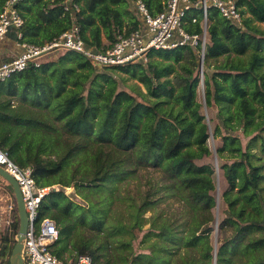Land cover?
Here are the masks:
<instances>
[{
	"label": "trees",
	"instance_id": "16d2710c",
	"mask_svg": "<svg viewBox=\"0 0 264 264\" xmlns=\"http://www.w3.org/2000/svg\"><path fill=\"white\" fill-rule=\"evenodd\" d=\"M143 1L153 15L166 4ZM133 3L23 0L19 41L42 46L79 26L88 48L107 51L120 35L144 26ZM237 4L240 21L209 10L203 82L205 105L215 108L213 127L197 98L201 41L153 48L147 59L110 65L57 49L40 65L0 81V147L21 167H31L39 186L59 185L40 210V218L51 217L59 229L56 256L88 254L93 264H264V0ZM199 14L196 5L186 12L189 34L202 33ZM211 130L222 140L218 161L228 183L217 249L211 237L216 169L198 162L212 153ZM132 178L143 179L145 187L129 195L128 218L112 216V202L122 197L119 183ZM12 196L17 203L13 189ZM168 197L183 202L187 220L180 222L173 210L145 216ZM19 227L16 208L0 264H10Z\"/></svg>",
	"mask_w": 264,
	"mask_h": 264
},
{
	"label": "built area",
	"instance_id": "2783aa9c",
	"mask_svg": "<svg viewBox=\"0 0 264 264\" xmlns=\"http://www.w3.org/2000/svg\"><path fill=\"white\" fill-rule=\"evenodd\" d=\"M22 1L5 0L3 8L0 9V43L10 31H15L18 41L22 37L21 27L24 19L18 7ZM135 3L144 19L148 35H145L142 29H137L127 35H120L114 46L107 51H95L88 48L80 35L79 26L68 29L58 38L42 46L19 41L23 51L10 59L1 61L0 81L27 68L32 63L40 65L47 54L57 49L76 50L89 57L93 63L110 65L137 61L141 58L147 59V52L153 48H172L188 42L197 45L201 41V56H203L208 42L209 10L212 7L217 8L228 19L238 21L242 19L241 7L237 4V0H197L196 3L191 0H166L164 10L156 15L149 11L143 0H135ZM193 5L201 10V34H189L183 28L184 16ZM193 21L196 22L197 17H193ZM0 165L18 181L28 215V229L23 240L24 263L93 264V258L88 254L63 260L52 252V245L60 236L59 229L51 217L40 218V210L44 197L52 188L59 190V186H39L33 176L32 168L18 165L11 159L8 151L1 147ZM70 193H68L69 197L75 199ZM7 195L6 207L0 206V246L5 232L14 222L17 208L13 196H9V193Z\"/></svg>",
	"mask_w": 264,
	"mask_h": 264
},
{
	"label": "rangeland",
	"instance_id": "374dc122",
	"mask_svg": "<svg viewBox=\"0 0 264 264\" xmlns=\"http://www.w3.org/2000/svg\"><path fill=\"white\" fill-rule=\"evenodd\" d=\"M245 7V6H243ZM209 13L211 14V12L209 11ZM201 17V14H199ZM246 15H250V13H246ZM260 24L262 26H264L263 22H260ZM61 50L57 51L56 53H59ZM124 75V74H123ZM204 74L202 75V71H201V77H203ZM204 78V77H203ZM129 83L135 82L134 79H131L128 81ZM141 87L145 90V86L141 85ZM202 103H203V107H202V113L205 115L207 121L210 123V126L213 127L214 125V120L211 122V119L215 117V108L211 107L208 108L205 105V97H204V90H203V83L201 82V85L199 86L198 89V97H197ZM208 144L209 147L212 151L211 155L208 157H205L202 160H199V163H212L216 169V173H215V183H216V188L213 192V194L216 197V206L213 207V212L215 214V220L211 223L213 224V230L211 232V237H212V241L215 243L216 249L218 247L219 243L217 242V237L220 234V227H219V221L220 216H223V207L225 206L224 203L221 200V195L224 192L225 189L228 188V183L227 180L225 179V177L223 176V170L219 165V161H218V153H217V147H219L222 144V140L220 138H214L213 137V133L211 130V134L210 137L208 139ZM156 174V173H155ZM141 178H145L142 177ZM143 179H127L124 180L122 182L119 183L120 188L117 191V193H119L122 197L117 199L114 202H112L113 205V209L111 214L112 216L116 215L117 213H122L125 215L126 218L129 217V203H130V197L129 195L133 196V197H137L138 194L137 192L140 190L141 186L142 188L145 187V185L143 184ZM116 182V181H115ZM57 186H59L58 184H55ZM12 186L11 184L6 181L1 175H0V206L2 207H6L7 202H8V195L7 193H9V196L12 195ZM72 193L73 194V198H75V200L80 201V197H75L74 193H75V188L74 187H67V194L68 193ZM70 193V194H71ZM114 203V204H113ZM181 203H183L182 201H175L173 200L172 197H168V198H164L159 204L160 207L158 208H153L151 211H148L145 216L149 217L150 215H157L160 211H164L167 215H169L170 211L173 210V212L175 211L176 213H178L177 215H175L180 222H183L184 220H187V215H184V213L182 214V205ZM172 212V213H173ZM173 216V215H172ZM150 223H146L145 224V228L149 226ZM221 236V234H220ZM216 254V251L214 252ZM177 254H175L173 257H176Z\"/></svg>",
	"mask_w": 264,
	"mask_h": 264
},
{
	"label": "water",
	"instance_id": "95a60500",
	"mask_svg": "<svg viewBox=\"0 0 264 264\" xmlns=\"http://www.w3.org/2000/svg\"><path fill=\"white\" fill-rule=\"evenodd\" d=\"M16 34V33H15ZM17 37V35H16ZM204 67V55L201 58V71L202 75ZM204 78L202 77V83H203V90H204ZM0 175L8 181L12 188L15 195V198L17 200V208H18V214L20 219V227L17 234V242L13 248L12 256H11V262L10 264H25L24 263V257H23V247H24V237L28 229V215L25 207V203L23 200V196L20 190V186L18 184V181L9 173L7 172L1 165H0Z\"/></svg>",
	"mask_w": 264,
	"mask_h": 264
},
{
	"label": "crops",
	"instance_id": "0c3cea01",
	"mask_svg": "<svg viewBox=\"0 0 264 264\" xmlns=\"http://www.w3.org/2000/svg\"><path fill=\"white\" fill-rule=\"evenodd\" d=\"M135 10H136V5H135ZM142 30L144 31L145 35L149 34L146 26H143ZM22 51H23L22 46L19 44L15 31H10L5 37V39H3V41L0 43V63L5 59H10L22 53ZM50 56L51 53L47 54L44 57V60L48 59Z\"/></svg>",
	"mask_w": 264,
	"mask_h": 264
},
{
	"label": "clouds",
	"instance_id": "9594fccd",
	"mask_svg": "<svg viewBox=\"0 0 264 264\" xmlns=\"http://www.w3.org/2000/svg\"><path fill=\"white\" fill-rule=\"evenodd\" d=\"M204 77V76H203Z\"/></svg>",
	"mask_w": 264,
	"mask_h": 264
}]
</instances>
